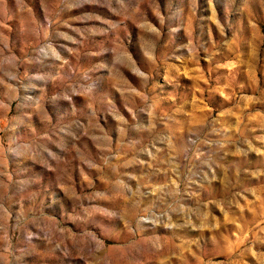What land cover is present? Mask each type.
<instances>
[{
  "label": "rangeland",
  "instance_id": "374dc122",
  "mask_svg": "<svg viewBox=\"0 0 264 264\" xmlns=\"http://www.w3.org/2000/svg\"><path fill=\"white\" fill-rule=\"evenodd\" d=\"M0 264H264V0H0Z\"/></svg>",
  "mask_w": 264,
  "mask_h": 264
}]
</instances>
